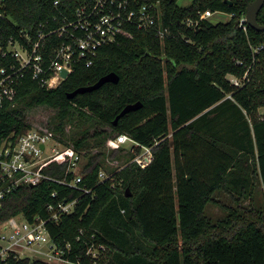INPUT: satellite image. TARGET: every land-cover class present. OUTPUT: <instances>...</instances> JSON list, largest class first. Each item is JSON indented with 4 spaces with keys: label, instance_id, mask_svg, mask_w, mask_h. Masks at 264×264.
I'll list each match as a JSON object with an SVG mask.
<instances>
[{
    "label": "trees",
    "instance_id": "1",
    "mask_svg": "<svg viewBox=\"0 0 264 264\" xmlns=\"http://www.w3.org/2000/svg\"><path fill=\"white\" fill-rule=\"evenodd\" d=\"M84 1L90 0H0V49L10 40L23 44L20 33L35 38L40 25L56 27L54 17H71ZM138 1L158 5L162 27L170 30L163 41L146 30L121 37L102 47L91 67L76 64L56 88L25 74L13 102L0 106V141L31 129L23 110L42 106L55 111L52 132L63 146L83 153L79 185L91 190L83 195L56 182L73 177L71 157L60 156L42 170L55 181L5 195L0 224L17 216L46 220L48 204L77 199L73 213L45 224L57 247L69 245L64 257L70 263L92 264L85 256L92 241L108 249L99 264H264V114L259 116L264 109V33L239 27L246 3L254 0H192L186 8L178 0ZM206 10L231 17L217 23L203 19L195 28L182 24ZM257 21L264 25V5ZM58 42L54 37L51 43ZM253 61L248 82H229L227 76L243 77ZM11 65L17 66L15 59L0 54V68ZM109 73L119 77L116 84L68 98ZM135 103L141 107L114 126L123 108ZM69 124L76 132L68 137L64 130ZM122 133L144 146L156 142L153 160L144 169L129 163L99 181L105 142ZM139 152L136 147L125 161ZM119 154L114 150L109 158L119 159ZM221 194L228 204L217 198ZM208 205L224 215L213 222L205 213ZM80 230L84 236L77 240ZM0 264L50 263L10 253Z\"/></svg>",
    "mask_w": 264,
    "mask_h": 264
},
{
    "label": "built area",
    "instance_id": "2",
    "mask_svg": "<svg viewBox=\"0 0 264 264\" xmlns=\"http://www.w3.org/2000/svg\"><path fill=\"white\" fill-rule=\"evenodd\" d=\"M214 14L223 13L206 10L199 14L198 19L186 18L182 24L187 28H195L200 20L209 19ZM52 20L56 22V27L50 29L45 24L40 25L35 38L27 33H20L19 37L23 44L17 40H10L5 50L0 49L2 57L9 54L17 63V66L0 68V106L4 101L13 102L16 85L25 74H29L32 80L49 89L56 88L73 72L76 64H81L85 68L91 67L98 51L104 46L117 43L121 37L132 38L133 32L146 30L153 31L155 36L163 41L170 34L168 27H162L158 5L143 4L138 0L84 1L75 9L71 17L65 16L61 21L54 17ZM239 27L244 32L247 31L244 17L239 20ZM54 37L59 42L52 44ZM261 49L262 46L254 48L253 54H258ZM235 63L243 65L242 61ZM253 63L254 61L247 66L243 77L230 76L229 82L235 86H242L248 82ZM63 72L66 73L65 77L62 76ZM113 141L116 146H127L131 153L136 147L140 148V152L130 161L140 169L146 168L152 162V148L157 144L156 142L152 146H144L123 133L115 135ZM63 155L71 157L69 169L73 177L69 182H56L83 195L90 194V189L79 185L83 182L81 174L84 164L83 153L75 152L71 146H63L52 131L31 128L16 139L11 137L2 139L0 141V208L1 200L5 195L18 187H34L43 180L55 181L46 176L42 170ZM106 178H108L106 174L100 170L99 181ZM51 196L55 198L56 193H52ZM76 203L77 199L56 205L48 204L46 220L35 217L31 222L24 220L21 224H15L9 223L11 221L9 220L1 224L3 233L0 234V261L13 253L20 258L39 259L50 264L70 263L64 257L65 252L69 251V245H65L64 249L57 247L49 237L45 224L57 222L61 216L73 213ZM83 236L84 232L80 230L77 240ZM107 251L106 246L90 241L85 256L92 264H99L100 257Z\"/></svg>",
    "mask_w": 264,
    "mask_h": 264
},
{
    "label": "rangeland",
    "instance_id": "3",
    "mask_svg": "<svg viewBox=\"0 0 264 264\" xmlns=\"http://www.w3.org/2000/svg\"><path fill=\"white\" fill-rule=\"evenodd\" d=\"M192 0H178L177 5L181 8H186L191 4ZM212 23L217 22H225L229 19V15L227 14H214L213 17L209 18ZM231 78V77H230ZM229 97V96H228ZM264 114V110H259V116ZM23 118L26 122H28L31 125V128L41 129V130H49L52 131L54 125L56 124V112L48 107H34L32 109L23 110L22 111ZM74 124H69L65 127V135L72 136L73 133L76 132V129L74 128ZM90 132H93V129L90 130ZM114 136H111L108 138L104 145V150L106 152V157L104 160V166L101 168V170L106 174L107 177H111L114 172L124 168L126 165L130 163L125 161V157L129 154V149L127 146H116L114 144ZM118 150L120 152V158L119 159H110L109 155L112 151ZM92 153L96 152V150H92ZM85 161V158H84ZM217 198L221 201V203H229L228 198L224 197L222 194L218 195ZM245 205L247 202L244 203ZM205 213L213 222L218 220L224 215V212L213 205H208L205 208ZM22 216H17L11 219L9 223H15V224H21L23 222ZM1 225V224H0ZM2 227L0 226V234H2ZM105 255H102L100 258H104ZM64 264H73V263H64Z\"/></svg>",
    "mask_w": 264,
    "mask_h": 264
},
{
    "label": "water",
    "instance_id": "4",
    "mask_svg": "<svg viewBox=\"0 0 264 264\" xmlns=\"http://www.w3.org/2000/svg\"><path fill=\"white\" fill-rule=\"evenodd\" d=\"M264 5V0H254L253 2L246 3V13L244 15L245 23L248 27H250L252 30L256 32H263L264 33V25H261L257 21V16L259 11L261 10L262 6ZM66 73L63 72L62 76L65 77ZM119 80V77L115 73H109L103 77H101L95 84L87 87H81L74 90L72 93L68 95V98H72L76 96L77 94H84L88 92H92L95 90H98L106 83H113L116 84ZM141 107L140 103H135L133 105H127L123 108V110L119 113L118 116L113 121V125L115 126L117 124V121L124 115H126L129 112L136 111ZM41 148H43L41 146ZM30 188L32 186H29ZM126 196H130L129 193H127Z\"/></svg>",
    "mask_w": 264,
    "mask_h": 264
},
{
    "label": "crops",
    "instance_id": "5",
    "mask_svg": "<svg viewBox=\"0 0 264 264\" xmlns=\"http://www.w3.org/2000/svg\"><path fill=\"white\" fill-rule=\"evenodd\" d=\"M227 78L230 80L231 78H230V76H227ZM262 111L264 110V109H261ZM239 133H241V132H239ZM253 141H254V139H253Z\"/></svg>",
    "mask_w": 264,
    "mask_h": 264
}]
</instances>
